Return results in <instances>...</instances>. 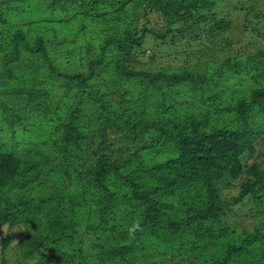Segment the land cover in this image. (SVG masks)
Here are the masks:
<instances>
[{"label":"trees","instance_id":"16d2710c","mask_svg":"<svg viewBox=\"0 0 264 264\" xmlns=\"http://www.w3.org/2000/svg\"><path fill=\"white\" fill-rule=\"evenodd\" d=\"M261 2L0 0V228L29 227L0 264H264V44L129 66L147 33L248 30Z\"/></svg>","mask_w":264,"mask_h":264},{"label":"rangeland","instance_id":"374dc122","mask_svg":"<svg viewBox=\"0 0 264 264\" xmlns=\"http://www.w3.org/2000/svg\"><path fill=\"white\" fill-rule=\"evenodd\" d=\"M260 7L264 11V0L260 3ZM227 16L226 13L220 12V17ZM229 19H232V25L229 31L223 32L224 34L216 37H207L206 30H203L198 38H193L187 32L184 37L177 36L174 42H170V36L165 41L157 38H153L151 33H147L142 41V45L136 49V55L134 60L129 62V66L135 70L143 71H156L159 69L171 70L189 67L194 71H201L204 63H214L219 58L226 57L236 51L245 52V50H255L264 44L262 38L263 34L255 35L254 28L262 29L264 27V21L257 23L255 20L248 25V30L244 29L242 18L239 15H228ZM226 18V17H225ZM161 20L157 14H149L146 19H139L137 22V28L140 29L145 26L148 30H154L159 27ZM202 30V29H201ZM138 32V31H137ZM148 32V31H147ZM138 35V33H137ZM200 37V38H199ZM226 37L228 40L226 41ZM143 50L144 53L139 55V51ZM111 138V136H110ZM264 147L258 151L254 156L258 157L259 161H264ZM254 158V157H253ZM238 192V187H231L223 190V196H233ZM245 206H240L237 211L240 212L235 220H240L243 217ZM245 209V210H244ZM243 210V211H242ZM249 222V221H248ZM2 229V227L0 228ZM19 230L11 234V240L9 246L18 242ZM4 235L3 231H0V238ZM12 250V249H11ZM9 252V250H8ZM9 253H12L10 251ZM16 257L11 255L6 257L7 264H14Z\"/></svg>","mask_w":264,"mask_h":264},{"label":"clouds","instance_id":"9594fccd","mask_svg":"<svg viewBox=\"0 0 264 264\" xmlns=\"http://www.w3.org/2000/svg\"><path fill=\"white\" fill-rule=\"evenodd\" d=\"M25 220H23L22 222L16 224L15 226L11 225V224H4L2 229H0V231H3V233L5 234V236H7L9 233H13L15 232L17 229H21V230H29L28 225L24 222ZM131 231V230H130Z\"/></svg>","mask_w":264,"mask_h":264}]
</instances>
